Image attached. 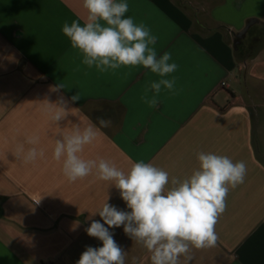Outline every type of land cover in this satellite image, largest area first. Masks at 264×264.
<instances>
[{
    "label": "crops",
    "instance_id": "1",
    "mask_svg": "<svg viewBox=\"0 0 264 264\" xmlns=\"http://www.w3.org/2000/svg\"><path fill=\"white\" fill-rule=\"evenodd\" d=\"M126 2L125 16L157 36L158 57L171 53L178 65L165 77H175L176 93L162 88L154 108L141 96L158 75L142 66L90 69L71 48L62 26L84 25L83 0H0V264H76L88 246H102L85 231L93 220L103 223L91 213L106 200L130 211L110 182L93 172L70 183L62 162L52 159L60 133L99 128L98 118L111 125L100 128L82 158H103L124 171L143 160L183 179L198 168L199 152L243 161L247 174L228 193L216 246L192 248L190 264H264V0ZM241 40L247 59L235 53ZM61 83L66 88L50 90ZM78 93L81 99L71 101ZM61 99L72 110L52 123L40 105ZM34 134L45 156L24 164L15 147H33L25 141ZM109 231L125 264H151V253L123 226Z\"/></svg>",
    "mask_w": 264,
    "mask_h": 264
},
{
    "label": "clouds",
    "instance_id": "2",
    "mask_svg": "<svg viewBox=\"0 0 264 264\" xmlns=\"http://www.w3.org/2000/svg\"><path fill=\"white\" fill-rule=\"evenodd\" d=\"M82 6L87 12L84 25L73 20L62 26L71 48L83 56L82 64L90 69L95 66L100 72L137 66L149 69L160 77L158 81H149L141 96L150 108L158 105L162 88L176 93L175 77H165L177 71L178 65L170 62L171 53L158 57L157 36L145 24L125 16L129 9L126 0H83ZM63 88L66 87L61 83L50 90L58 92ZM81 97L78 93L71 101ZM66 104L63 99L57 103L44 100L40 111L57 124L72 110ZM98 123L99 128L88 124L60 133L54 141L52 159L62 162V174L70 183L93 172L96 179L110 182L130 211L119 210L106 200L98 211L91 213L98 214L103 223L93 220L85 231L101 241L102 246H88L76 264H125V252L109 231L121 226L127 236L151 253V264H180L181 257L184 264H190L192 248L215 247L219 239L215 225L226 209L230 189L244 183L246 164L212 152H199L198 168L183 179H170L167 171L143 160L131 162L124 171L103 158H82L85 147L98 140L100 128L111 125L104 118H98ZM25 142L33 147L26 150L24 143L15 147L16 157L24 164L44 158V149L35 147L40 143L39 135L28 136Z\"/></svg>",
    "mask_w": 264,
    "mask_h": 264
},
{
    "label": "trees",
    "instance_id": "3",
    "mask_svg": "<svg viewBox=\"0 0 264 264\" xmlns=\"http://www.w3.org/2000/svg\"><path fill=\"white\" fill-rule=\"evenodd\" d=\"M242 43H243V41L241 40V42H239L236 45V47H235V53H236L237 57H239V58H246L247 54H249L250 49L249 48L248 49L243 48L242 47ZM247 58H248V56H247Z\"/></svg>",
    "mask_w": 264,
    "mask_h": 264
},
{
    "label": "water",
    "instance_id": "4",
    "mask_svg": "<svg viewBox=\"0 0 264 264\" xmlns=\"http://www.w3.org/2000/svg\"><path fill=\"white\" fill-rule=\"evenodd\" d=\"M253 20H251L247 25H246V27L243 29V30H241L238 34H237V36L239 37V38H242L245 34H246V32L248 31V29L250 28V26H251V24H253Z\"/></svg>",
    "mask_w": 264,
    "mask_h": 264
},
{
    "label": "built area",
    "instance_id": "5",
    "mask_svg": "<svg viewBox=\"0 0 264 264\" xmlns=\"http://www.w3.org/2000/svg\"><path fill=\"white\" fill-rule=\"evenodd\" d=\"M222 84H223V85H226V82H223Z\"/></svg>",
    "mask_w": 264,
    "mask_h": 264
}]
</instances>
